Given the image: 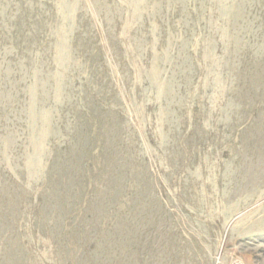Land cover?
<instances>
[{"label": "rangeland", "instance_id": "obj_1", "mask_svg": "<svg viewBox=\"0 0 264 264\" xmlns=\"http://www.w3.org/2000/svg\"><path fill=\"white\" fill-rule=\"evenodd\" d=\"M0 264H264V0H0Z\"/></svg>", "mask_w": 264, "mask_h": 264}]
</instances>
